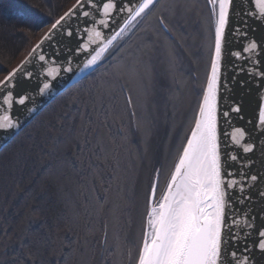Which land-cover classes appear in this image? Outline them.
<instances>
[{
	"label": "trees",
	"instance_id": "16d2710c",
	"mask_svg": "<svg viewBox=\"0 0 264 264\" xmlns=\"http://www.w3.org/2000/svg\"><path fill=\"white\" fill-rule=\"evenodd\" d=\"M75 1L0 0V80ZM168 4V20L152 8L0 151V264H136L152 177L158 204L208 71L200 5Z\"/></svg>",
	"mask_w": 264,
	"mask_h": 264
},
{
	"label": "water",
	"instance_id": "95a60500",
	"mask_svg": "<svg viewBox=\"0 0 264 264\" xmlns=\"http://www.w3.org/2000/svg\"><path fill=\"white\" fill-rule=\"evenodd\" d=\"M108 2H113V0H94L95 7H92V0H88L84 10L91 13L89 17L73 16L62 30L54 34L52 40H46L49 33L53 32L51 24L24 58L0 80V85H2L11 74H17L15 95L12 100L5 104L0 98V116L9 115L19 121L14 131L0 130V151L58 95L98 68L109 57L120 40L141 19L137 18L133 21L108 45L96 65L85 68L84 64L91 59V55H95V52L99 51L111 36L119 32L131 20L127 11L128 0H123V11L110 10L108 15H104L103 4ZM215 3H217V8L213 14L214 41L209 71L194 123L175 165L179 162L184 147L187 146L196 120L199 119L208 78L211 75L212 60L215 56V29L219 19L218 0ZM131 6L133 8L137 6L136 0H132ZM78 7V0H76L61 16L77 10ZM228 11V23L222 37L217 84V137L222 160V176L226 181H234L235 185L234 188L228 189L230 205L226 209L225 226L230 231L222 233V240L225 242L224 255L228 256L231 251H236L238 256L247 259L249 264H264V251L258 247V241L261 239L258 232L264 230V125L259 122V112L264 107V51H262L264 49V22L259 17L255 0H233ZM101 19L106 21L103 26L100 24ZM162 27L167 32L163 25ZM68 31H73L74 35L69 37ZM95 31L101 32V37L93 38L90 42L89 37ZM251 42H259L260 47L254 51H244L250 47ZM84 45H87V48ZM34 49L37 50L35 56ZM41 54L46 57L43 62L39 60ZM30 60L31 63H27V71L23 75L18 73V70ZM53 68L57 71L49 75V71ZM53 76H56V79H53ZM44 83H49L50 88L41 91ZM4 93L5 90L0 88V94ZM22 96L28 98L24 106L19 105L17 99ZM127 100L131 109L128 96ZM236 108L239 111H234ZM238 129L243 130V136L239 135ZM234 136L237 137L239 143L233 139ZM247 146H251L252 151L245 153L243 148ZM232 157L236 159L233 160ZM175 165L163 195L167 191ZM253 176L256 177L255 180H252ZM158 177L159 170L152 177L148 195V212L151 207L156 206L154 202ZM154 184L156 191L153 196ZM147 219L148 215L141 247L145 232L148 230Z\"/></svg>",
	"mask_w": 264,
	"mask_h": 264
},
{
	"label": "snow or ice",
	"instance_id": "6c2138e0",
	"mask_svg": "<svg viewBox=\"0 0 264 264\" xmlns=\"http://www.w3.org/2000/svg\"><path fill=\"white\" fill-rule=\"evenodd\" d=\"M215 3L216 0H210ZM219 19L215 29V56L212 60L211 75L208 78L207 90L204 94L203 104L200 108L199 119L196 120L195 128L183 149L179 162L175 165L174 172L158 205L150 208L147 219V231L143 245L139 251L137 264H249L247 259H242L236 251L230 255H224L225 242L222 233L230 231L225 226L226 209L230 205L228 189L234 188L235 182L226 181L222 176V160L219 152L217 137V84L221 61L222 37L228 23L229 7L233 0H218ZM137 6L133 8L132 0H128V14L131 20L125 24L107 43L91 55V59L84 64L90 68L97 64L101 54L105 52L108 45L112 43L125 29L136 21L143 18L155 7L157 0H136ZM88 0H78V9L66 13L52 24L53 32H50L46 40H52L54 34L64 28V25L73 16L89 17L90 12L84 10ZM256 8L262 22H264V0H255ZM92 7H95L92 0ZM110 10L120 12L124 10L123 0H113L103 4V14L108 15ZM106 21L101 19L100 24ZM67 35L72 37L73 31ZM101 37V32L95 31L89 37ZM79 47V45H78ZM87 48V45H84ZM260 47L259 42H251L250 47L244 51L256 50ZM264 51V49H262ZM34 56L37 50H33ZM45 55H39L41 62L45 61ZM27 63L18 70L23 75L27 71ZM55 68L49 71L56 72ZM16 73L11 74L0 88L5 90L0 94L5 104H8L15 95ZM56 79V76H53ZM50 88L49 83H44L41 91ZM21 106L26 105L28 98L22 96L17 98ZM234 111H239L238 108ZM227 115V113H225ZM259 122L264 125V107L259 112ZM19 121L9 115L0 116V130L4 132L14 131ZM240 136L243 130H237ZM239 143L237 137H233ZM245 153L252 151L251 146L243 148ZM233 160L236 157H232ZM230 175V174H229ZM256 177L253 176L252 180ZM156 186L153 185L152 193L155 195ZM261 238L258 247L264 251V230L258 232Z\"/></svg>",
	"mask_w": 264,
	"mask_h": 264
},
{
	"label": "flooded vegetation",
	"instance_id": "af4514ba",
	"mask_svg": "<svg viewBox=\"0 0 264 264\" xmlns=\"http://www.w3.org/2000/svg\"><path fill=\"white\" fill-rule=\"evenodd\" d=\"M195 1L200 5V7L202 9L204 21L206 23L205 25L207 28V33L204 32V34L207 36L206 42H205V44L203 43V41L201 43H199V47L196 49L195 55H196L197 60H198L197 62L198 63H200V62L204 63L205 66L208 68V71H209V66H210V61H211V56H212V50H213V41H214L213 14L215 13V10L217 8V3L213 4L210 2V0H195ZM171 2L176 3V0L175 1L174 0H157V3L155 4V13L156 12L158 13L161 9L162 14H165V17H166V14H168V9H170V4H168V3H171ZM216 2H217V0H216ZM146 16H143V18H146ZM166 19H167V17H166ZM159 22H160V26H161L162 30L164 31V33L166 35H168L170 38H174L171 35V33L169 32L168 28L164 25V23L162 22L161 19H159ZM162 25L165 27L167 32L164 30ZM200 27L201 26L197 27V28H199V31H201ZM208 71H207V75H208ZM207 75H206V79H207ZM204 86H205V84H204ZM203 88H202V91H203ZM202 91H201V96H202ZM200 99H201V97H200Z\"/></svg>",
	"mask_w": 264,
	"mask_h": 264
},
{
	"label": "rangeland",
	"instance_id": "374dc122",
	"mask_svg": "<svg viewBox=\"0 0 264 264\" xmlns=\"http://www.w3.org/2000/svg\"><path fill=\"white\" fill-rule=\"evenodd\" d=\"M179 23L181 22V19L178 21ZM157 81L159 82L158 85H159V88H160V92L158 94L159 97H162L163 98V86L167 85L166 83L162 82L160 79H157ZM175 154V148L172 149L171 153H169L166 158H168L169 156H174ZM169 169H167L165 172V174L168 172ZM149 175V169H145L142 173H141V180H140V186H139V189L141 187V192H143V190L146 188L147 184H148V176ZM158 181H159V177H158ZM159 183V182H158ZM158 187V186H157ZM157 194V193H156ZM163 195V194H162ZM156 199V198H155ZM159 202V200H158ZM154 205H157L155 204L154 202ZM148 214V212H147ZM145 221H146V218H145ZM146 225V224H145ZM145 225H144V229H145ZM128 264H129V261H128Z\"/></svg>",
	"mask_w": 264,
	"mask_h": 264
}]
</instances>
